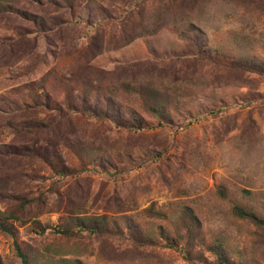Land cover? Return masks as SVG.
Returning a JSON list of instances; mask_svg holds the SVG:
<instances>
[{
  "label": "rangeland",
  "instance_id": "rangeland-1",
  "mask_svg": "<svg viewBox=\"0 0 264 264\" xmlns=\"http://www.w3.org/2000/svg\"><path fill=\"white\" fill-rule=\"evenodd\" d=\"M240 211L264 221V0H0V264H264Z\"/></svg>",
  "mask_w": 264,
  "mask_h": 264
},
{
  "label": "trees",
  "instance_id": "trees-1",
  "mask_svg": "<svg viewBox=\"0 0 264 264\" xmlns=\"http://www.w3.org/2000/svg\"><path fill=\"white\" fill-rule=\"evenodd\" d=\"M47 99H49V97L46 98V102L38 105V107L40 108V111H43V112H46L47 113V112H49L51 110H54V111L58 112L60 118H67V117H69V114L68 115H65V113H64L65 111L62 108V106L56 105L55 107H51V105L47 102L48 101ZM67 108H68V110H70L71 113L72 112H76L78 114L81 113L80 111H76L77 110L76 107L70 105V103H67ZM94 116H96V115H94ZM108 116H109V113H105L103 115V119H108ZM44 124H45V122L40 123L41 126H44ZM138 129L143 130L144 128L140 125V127H138ZM239 214L242 217H246V218H249V219L253 220L256 224L264 225V221H262L261 219H259L258 217H256V215H254L252 213H246L244 211H240ZM3 225H5V223H0V229L13 236L12 229L10 227L9 228H6ZM42 231L43 232H49V229H43ZM91 231L92 232H95V233L98 232V230L95 227H94V229L92 228ZM64 234H68V233L65 232ZM15 246L17 247V249L19 251V245L17 244V242L15 243ZM19 257L22 260V264H29V260L27 259V257L21 251H19Z\"/></svg>",
  "mask_w": 264,
  "mask_h": 264
}]
</instances>
